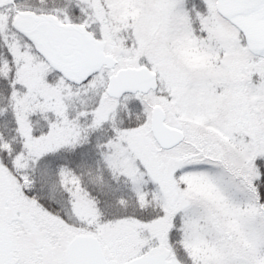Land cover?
I'll return each instance as SVG.
<instances>
[{
    "label": "snow or ice",
    "instance_id": "snow-or-ice-1",
    "mask_svg": "<svg viewBox=\"0 0 264 264\" xmlns=\"http://www.w3.org/2000/svg\"><path fill=\"white\" fill-rule=\"evenodd\" d=\"M0 264H264V0H0Z\"/></svg>",
    "mask_w": 264,
    "mask_h": 264
}]
</instances>
